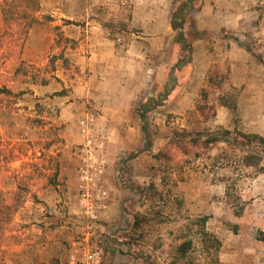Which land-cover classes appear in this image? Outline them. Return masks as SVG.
Masks as SVG:
<instances>
[{"label":"crops","instance_id":"obj_1","mask_svg":"<svg viewBox=\"0 0 264 264\" xmlns=\"http://www.w3.org/2000/svg\"><path fill=\"white\" fill-rule=\"evenodd\" d=\"M179 1L129 0L126 7L121 0L109 14L120 25L115 34L87 13L79 24L61 28L71 46L58 60L67 61L68 69L60 68L57 81L35 91L42 99L51 94L50 104L58 110L63 145L54 154L58 185L49 197L42 193L50 206L48 216L41 209L35 226L7 233L4 264H71L69 244L85 229L80 169L97 160L103 161L98 188L105 198L101 197L104 209L94 226L103 240V264H113L114 245L124 240L119 233L132 229V208L145 186L160 185L169 205L177 201L170 213L176 219L187 216L189 202L195 214L204 212L200 201L204 184L198 175L189 177L188 168L175 170L155 155L167 147L175 128L193 135L214 127L229 130L232 106L223 98L215 104L209 98L220 94V88L222 96L249 93L252 61L235 40L225 38L235 36L244 17L243 12L236 14L234 3L229 9V0L200 1L182 29L189 43L188 54L183 52L174 42L176 32L170 24ZM181 58L185 63L177 67ZM217 80L220 88L214 85ZM201 107H213L214 116L203 120ZM143 111L152 135L146 149ZM29 220V215L22 216L19 223L29 224ZM148 253L153 258L156 252L148 249Z\"/></svg>","mask_w":264,"mask_h":264},{"label":"rangeland","instance_id":"obj_2","mask_svg":"<svg viewBox=\"0 0 264 264\" xmlns=\"http://www.w3.org/2000/svg\"><path fill=\"white\" fill-rule=\"evenodd\" d=\"M120 1L40 0L34 23L20 38L11 31L3 36L0 8V85L20 94L15 100L0 101V195L4 204L12 202L15 194L21 202L8 225L0 229V264L7 255L3 251L7 233L35 226L41 209L48 216L50 206L43 201L42 193L45 191L49 197L58 185L54 154L63 148L58 110L50 104L51 94L42 102L45 99L36 96L35 91L57 81L60 68L68 69L67 61L58 60L70 45L61 28L79 24L87 13L90 20L104 23L115 34L120 25L109 14H114ZM125 2L129 6V0ZM231 3L236 14L243 12L244 17L235 36L225 38L235 40L250 57L252 88L245 95L222 96L221 81L217 80L214 85L220 88V94L215 92L209 100L215 104L223 98L232 106L230 129L214 127L205 134L193 135L175 128L166 147L170 158L166 165L175 170L186 167L189 177L197 174L204 184L200 199L204 212L195 214L191 210L193 202H189L187 216L176 219L170 213L177 201L169 205L167 192L160 185L145 186L132 208L139 224L134 230L119 233L124 240L114 245L113 264L171 263L176 248L188 239L193 240L194 252L176 264H209L195 235L203 220L205 231L221 242L219 264H264V242L259 241L264 234V0H229L230 10ZM101 14L105 17L102 21ZM59 15L63 17L60 22ZM223 91L226 93V89ZM211 108L206 118L213 117ZM207 140L212 142L206 145ZM77 148L81 152L83 146ZM60 194L57 191V196ZM26 215L31 222L20 224ZM148 249L156 252L153 258Z\"/></svg>","mask_w":264,"mask_h":264},{"label":"trees","instance_id":"obj_3","mask_svg":"<svg viewBox=\"0 0 264 264\" xmlns=\"http://www.w3.org/2000/svg\"><path fill=\"white\" fill-rule=\"evenodd\" d=\"M201 0H181L178 5L175 7L174 11L171 14V27L173 31L176 32L174 42L178 46L182 47L183 52L188 54L189 52V43L186 40L182 29L187 21L188 15L195 9H198L200 6ZM40 0H0V8L2 12V18L5 25V33L3 36L6 37L7 32H13L14 36L17 38L24 37L31 25L34 23V15L39 10ZM185 63V60L181 58L177 67L182 66ZM20 70V69H19ZM18 72V71H17ZM20 94H14L5 85H0V101H4L7 98L15 100ZM207 109L201 107L199 114L203 120L206 118ZM214 112V111H213ZM146 111L140 113V118L142 120V132L145 138V149L148 148V145L151 142V133L145 117ZM215 114V113H214ZM214 116V115H213ZM210 118V117H209ZM194 140L193 142H195ZM212 140H207L206 145L211 143ZM157 159H164L170 161L169 155L167 153V148L160 151L155 155ZM20 198L18 195H14V199L9 204H4L3 199L0 195V229L4 224L9 223L13 214L17 212L20 207ZM138 221L134 218V223L132 229H135L138 226ZM200 230L195 233L196 237L199 238V244H201L202 252H205L206 257L208 256L209 264H219L217 255L221 248V242L214 235L208 233L204 229V220L200 223ZM259 240L264 241V234H261ZM194 243L192 239H188L181 243L175 250L174 259L170 264H176L178 261L185 259L187 253L194 252ZM190 264V263H189Z\"/></svg>","mask_w":264,"mask_h":264},{"label":"built area","instance_id":"obj_4","mask_svg":"<svg viewBox=\"0 0 264 264\" xmlns=\"http://www.w3.org/2000/svg\"><path fill=\"white\" fill-rule=\"evenodd\" d=\"M102 166L103 161L97 160L80 169L78 189L85 229L69 244L68 261L71 264H103V240L94 226L104 209L101 197L105 198V193L98 188Z\"/></svg>","mask_w":264,"mask_h":264}]
</instances>
